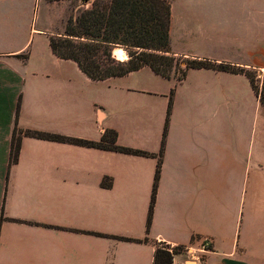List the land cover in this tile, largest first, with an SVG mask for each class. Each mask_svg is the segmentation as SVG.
Here are the masks:
<instances>
[{"label": "crops", "instance_id": "1", "mask_svg": "<svg viewBox=\"0 0 264 264\" xmlns=\"http://www.w3.org/2000/svg\"><path fill=\"white\" fill-rule=\"evenodd\" d=\"M168 1L191 9L203 0ZM241 1L248 9L264 0ZM24 5L0 2V264H153L160 243L198 256L181 249L178 263L264 264L263 147L233 144L245 126H226L217 109L242 74L189 69L177 80L144 66L93 80L52 52L57 29L21 35ZM175 23L171 9L170 38ZM154 76L172 80L174 92L147 230L171 91L154 86ZM251 92L255 113L264 112ZM14 125L91 141L113 129L119 145L151 155L22 135L10 164ZM205 239L210 246L200 251Z\"/></svg>", "mask_w": 264, "mask_h": 264}, {"label": "trees", "instance_id": "2", "mask_svg": "<svg viewBox=\"0 0 264 264\" xmlns=\"http://www.w3.org/2000/svg\"><path fill=\"white\" fill-rule=\"evenodd\" d=\"M83 1L82 4L87 5L78 9L72 7L64 21L63 31L50 35L49 44L55 55L73 60L89 78L104 80L109 77L123 76L144 66H148L154 73L164 78H171V70L177 67L179 73L177 80H182L189 69L205 68L226 71L244 75L259 103L264 107V71L258 74L255 70H249L245 67L176 54L171 51V6L168 0ZM115 44L125 49L126 59L118 60L112 56V48ZM26 56L27 54L23 55L24 58ZM173 92L174 90L171 89L153 177L146 221L147 230L152 220ZM18 107L19 105H17V110ZM22 135L109 149L127 154L151 155L148 151L119 145L117 133L113 129L106 128L99 141H91L55 133L22 130L14 125L10 164L18 159ZM101 183L104 186L111 184L107 178H103ZM118 238L129 239L126 237ZM181 249V246L170 247L163 243L158 244L155 248L153 264H171L173 256L179 253Z\"/></svg>", "mask_w": 264, "mask_h": 264}, {"label": "rangeland", "instance_id": "3", "mask_svg": "<svg viewBox=\"0 0 264 264\" xmlns=\"http://www.w3.org/2000/svg\"><path fill=\"white\" fill-rule=\"evenodd\" d=\"M0 2H25L23 7L25 12L20 19V31L23 37L31 28L57 29L58 32H62L64 21L72 7L78 9L87 5L82 4L83 0H61L49 3L38 0L36 2L35 0H0ZM33 3V8L30 9ZM169 3L176 16L171 34L172 52L181 54L185 51L188 54L207 55L206 57L188 56L245 67L255 70L258 74L264 71V1L248 2L249 12L245 2L241 0H203L193 3L191 9L180 2ZM246 12H248V21L244 22ZM186 15H190L188 22L183 19ZM177 70V67L171 70L172 77L179 76ZM152 82L154 86L160 88L168 87V92L174 87L172 80H165L159 76H154ZM233 84L234 91L230 93V99L228 102L223 100L217 108L219 113L224 114L226 126H232L234 129L245 126L247 136H235L232 143L259 144L264 152V112L255 113V99L249 81L244 75H237Z\"/></svg>", "mask_w": 264, "mask_h": 264}, {"label": "built area", "instance_id": "4", "mask_svg": "<svg viewBox=\"0 0 264 264\" xmlns=\"http://www.w3.org/2000/svg\"><path fill=\"white\" fill-rule=\"evenodd\" d=\"M209 246H210V242H209V240H207V239L203 240V241H202V244H201V249H200V251H204V250L208 249ZM182 249H183V251H185L186 253H188V254L191 255V251H190V249H189L188 247H184V248H182ZM191 256H192V255H191ZM191 258H192L193 260H197V259H198V256H197V255H196V256H192ZM171 264H186V263H185V262H180V263H178V262H174V261H172Z\"/></svg>", "mask_w": 264, "mask_h": 264}, {"label": "bare ground", "instance_id": "5", "mask_svg": "<svg viewBox=\"0 0 264 264\" xmlns=\"http://www.w3.org/2000/svg\"><path fill=\"white\" fill-rule=\"evenodd\" d=\"M115 53L117 54L118 58L123 59L126 58V52L122 48L116 49Z\"/></svg>", "mask_w": 264, "mask_h": 264}, {"label": "water", "instance_id": "6", "mask_svg": "<svg viewBox=\"0 0 264 264\" xmlns=\"http://www.w3.org/2000/svg\"><path fill=\"white\" fill-rule=\"evenodd\" d=\"M118 48H123V47L118 45V44L113 45L112 56L115 57L118 60H123L124 58L123 59L118 58L117 54L115 53L116 49H118Z\"/></svg>", "mask_w": 264, "mask_h": 264}]
</instances>
